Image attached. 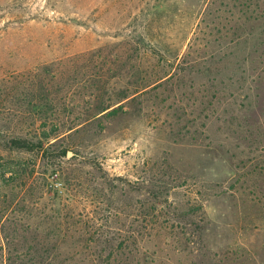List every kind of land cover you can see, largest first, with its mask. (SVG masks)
Wrapping results in <instances>:
<instances>
[{"label":"rangeland","instance_id":"obj_1","mask_svg":"<svg viewBox=\"0 0 264 264\" xmlns=\"http://www.w3.org/2000/svg\"><path fill=\"white\" fill-rule=\"evenodd\" d=\"M0 264H264V0H0Z\"/></svg>","mask_w":264,"mask_h":264},{"label":"trees","instance_id":"obj_2","mask_svg":"<svg viewBox=\"0 0 264 264\" xmlns=\"http://www.w3.org/2000/svg\"><path fill=\"white\" fill-rule=\"evenodd\" d=\"M9 144L12 147L22 149V150H30V149L34 148V145L32 143L27 142L24 139H11L9 141Z\"/></svg>","mask_w":264,"mask_h":264}]
</instances>
